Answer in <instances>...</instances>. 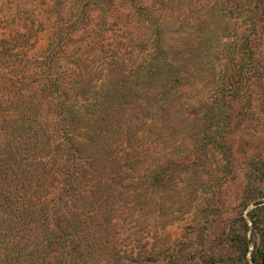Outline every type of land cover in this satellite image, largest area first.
I'll return each instance as SVG.
<instances>
[{
  "label": "trees",
  "instance_id": "16d2710c",
  "mask_svg": "<svg viewBox=\"0 0 264 264\" xmlns=\"http://www.w3.org/2000/svg\"><path fill=\"white\" fill-rule=\"evenodd\" d=\"M185 192L231 232L130 231ZM161 259L264 264V0H0V264Z\"/></svg>",
  "mask_w": 264,
  "mask_h": 264
},
{
  "label": "rangeland",
  "instance_id": "374dc122",
  "mask_svg": "<svg viewBox=\"0 0 264 264\" xmlns=\"http://www.w3.org/2000/svg\"><path fill=\"white\" fill-rule=\"evenodd\" d=\"M198 14L201 15V17L205 16L206 19L210 18V16H211V12H206V14H204L202 16L201 11L196 10L195 8H193V9L188 8L187 9L184 7L182 9H178L176 11L175 20L186 19L187 22L185 23V26H188V23H195L196 22L193 19ZM138 28L139 27L132 28V31H137ZM210 72H211V66H209V69H208L206 74L199 75L198 79H201L202 83H195V84H193V87L191 88V90L186 91V95L189 98L188 99L189 103H197L203 97H206L210 94L209 87L212 83V80H210V78H209ZM173 137L174 136H171L167 139H164L162 147L164 149H166V151L169 150L170 148H172L173 145H176V144L179 145L180 144V143H173L172 142ZM184 144H185V142L182 141L181 145H184ZM176 151L179 152L180 150H176ZM243 172L245 174V171H243ZM244 174H241V189H243V183H245V179H246V176H244ZM195 186H197V188H199L200 182L195 184ZM236 192H237V190L235 189V187L229 188V187L225 186L223 188V191H222L221 203H223L225 206H228V205L233 206L235 204L234 199L236 196ZM176 195H178V196L180 195V199H181L180 201L175 200L173 197H172V199L169 200L170 205H177V206H175V209H174L176 213L174 211L170 210V213H174L173 217L162 216L160 213V215H157V216H155V214L150 215V217H149L150 220H147L144 218L140 223H136V222H134V220H132V221L130 220V231H132V233H138L139 231L142 232L141 229H145L144 231H147L146 229L156 230L157 228H160L159 229L160 235L163 234V232L161 233V231H165V235L168 236L169 243L172 244L176 239L181 238L182 235L184 236V234H186V233L196 232V231L200 230L202 226H204V225H202V226H199V228L194 229L193 226H195V225L190 226L193 220H195V222L199 223V221H205L206 219H209L210 221H211V219H214L213 221L215 224L213 223V227L212 226L210 227L211 231H213L212 229H214V227L217 228L216 231H218V233L221 231L222 226H219V223H218V221H220V222H224V224H222V225L224 226L223 229H226L225 233L229 234L231 232L230 226L233 223V222H231V220L236 219L235 217H230L229 215H227L225 217H193L196 215V212H197V211H195V213H194L195 208L193 209V207H191L189 204L186 206H183V208L179 207L184 203H189V201L185 200V195H188L187 192H185L184 194H176ZM174 196H175V194H174ZM219 200H220L219 198L215 199V201H218V203H219ZM209 202L210 201L207 200L205 205L208 204ZM214 204L216 205L217 203H214ZM205 205L204 206L202 205V208L205 207ZM251 209H253L252 206L249 208L248 211H250ZM165 215H166V212H165ZM169 224H172V225L167 226V227H163V226H166ZM161 227H163L164 229L161 230ZM185 227H188L191 230H186V231L183 230ZM193 230H195V231H193ZM156 231H158V230H156ZM221 232H223V231H221ZM239 232L241 233V230ZM152 233L153 232H151L150 234H147V235L151 237ZM248 237L250 238V233H248ZM193 239H194V237H192V241H193ZM194 243H197V239H195ZM220 252H222L224 258H226V259L228 257H237L238 256V252H236L235 250H231L227 247L225 249H220ZM194 263H198V261H194ZM160 264H163L162 259H161ZM190 264H193V263H190Z\"/></svg>",
  "mask_w": 264,
  "mask_h": 264
}]
</instances>
